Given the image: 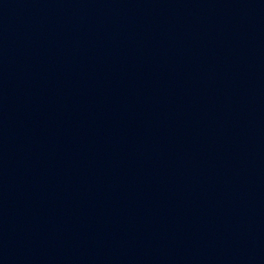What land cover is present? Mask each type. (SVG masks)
I'll return each mask as SVG.
<instances>
[{"label": "water", "instance_id": "obj_1", "mask_svg": "<svg viewBox=\"0 0 264 264\" xmlns=\"http://www.w3.org/2000/svg\"><path fill=\"white\" fill-rule=\"evenodd\" d=\"M0 264H264V0H0Z\"/></svg>", "mask_w": 264, "mask_h": 264}]
</instances>
